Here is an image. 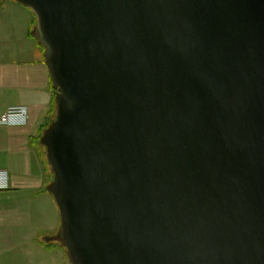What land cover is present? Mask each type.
I'll return each instance as SVG.
<instances>
[{
	"label": "water",
	"instance_id": "95a60500",
	"mask_svg": "<svg viewBox=\"0 0 264 264\" xmlns=\"http://www.w3.org/2000/svg\"><path fill=\"white\" fill-rule=\"evenodd\" d=\"M14 1L69 264H264V0Z\"/></svg>",
	"mask_w": 264,
	"mask_h": 264
},
{
	"label": "crops",
	"instance_id": "0c3cea01",
	"mask_svg": "<svg viewBox=\"0 0 264 264\" xmlns=\"http://www.w3.org/2000/svg\"><path fill=\"white\" fill-rule=\"evenodd\" d=\"M34 26L30 9L0 0V116L11 107L28 111L21 124H0V264H69L56 241L59 211L47 193L52 172L43 161L42 137L56 102ZM16 220L25 235L32 231L25 237L29 241L16 238ZM37 231L52 232V237L43 242Z\"/></svg>",
	"mask_w": 264,
	"mask_h": 264
},
{
	"label": "built area",
	"instance_id": "2783aa9c",
	"mask_svg": "<svg viewBox=\"0 0 264 264\" xmlns=\"http://www.w3.org/2000/svg\"><path fill=\"white\" fill-rule=\"evenodd\" d=\"M27 115L26 107H11L0 116V124H21L26 121Z\"/></svg>",
	"mask_w": 264,
	"mask_h": 264
},
{
	"label": "rangeland",
	"instance_id": "374dc122",
	"mask_svg": "<svg viewBox=\"0 0 264 264\" xmlns=\"http://www.w3.org/2000/svg\"><path fill=\"white\" fill-rule=\"evenodd\" d=\"M41 151H42V155H43V161H44V163H45V165H46V167H47V169H48V171L49 172H51V169H50V166H49V164H48V160H47V156H46V152H45V149L43 148H41ZM49 176V175H48ZM31 180H34L33 178L31 179ZM51 181H52V179H50V182L48 183L49 185H50V183H51ZM48 188V187H47ZM46 188V189H47ZM37 192H39V190L37 191ZM47 193H50L49 191H47ZM54 205L56 204V203H53ZM56 206V205H55ZM57 207V206H56ZM20 222L21 221H19V220H16V238H18V240H22V241H29V238H25V237H29V233L30 232H32L31 230H29V229H27V234L25 235V233H24V229H25V227H23V225L22 224H20ZM37 233L38 234H40V238H43L42 239V241L43 242H46L45 240H47L48 238H51L52 237V235H51V233L52 232H48V233H39L38 231H37ZM40 238H38V239H40ZM56 241L58 242V243H60L59 242V240H57L56 239ZM56 241H53L52 243H54V242H56ZM52 245H54V244H52Z\"/></svg>",
	"mask_w": 264,
	"mask_h": 264
},
{
	"label": "trees",
	"instance_id": "16d2710c",
	"mask_svg": "<svg viewBox=\"0 0 264 264\" xmlns=\"http://www.w3.org/2000/svg\"><path fill=\"white\" fill-rule=\"evenodd\" d=\"M65 249V248H64Z\"/></svg>",
	"mask_w": 264,
	"mask_h": 264
}]
</instances>
